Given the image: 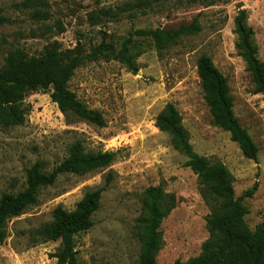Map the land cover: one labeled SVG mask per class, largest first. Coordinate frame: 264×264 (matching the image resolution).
<instances>
[{
  "label": "rangeland",
  "instance_id": "1",
  "mask_svg": "<svg viewBox=\"0 0 264 264\" xmlns=\"http://www.w3.org/2000/svg\"><path fill=\"white\" fill-rule=\"evenodd\" d=\"M126 0H0L7 21L0 25V65L8 50L20 47L38 56L49 44L58 49L81 45L85 52L104 38L117 43L136 29L177 28L197 16L200 30L182 36L158 51L150 38L134 35L130 50L137 70L114 59L85 61L74 71L68 88L89 108L100 111L102 126L65 117L48 90L29 91L19 125L0 123V196L25 186L35 163L50 171L79 140L88 152L113 151L106 167L83 174L60 175L43 187L37 202L9 219L0 241V264H57L52 257L59 241L40 242L33 232L52 219L58 206L72 210L87 190L105 185L93 225L74 236V249L83 264H138L140 242L136 218L148 186L161 185L176 198V206L162 220L158 264H173L196 256L208 237L210 207L202 198L196 174L175 149L170 135L155 126L163 106L178 109L193 150L222 162L233 175L234 196L246 208L251 230L264 223V95L255 91L246 64L235 50L234 17L245 9L254 31L258 57L264 61V0H216L212 5L170 4L147 10L135 18L106 19L91 24L88 13ZM35 8L46 18L33 16ZM211 57L227 78L233 111L258 147L256 159L243 155L229 132L214 124L196 71L201 54ZM252 190L250 195L247 191Z\"/></svg>",
  "mask_w": 264,
  "mask_h": 264
},
{
  "label": "trees",
  "instance_id": "2",
  "mask_svg": "<svg viewBox=\"0 0 264 264\" xmlns=\"http://www.w3.org/2000/svg\"><path fill=\"white\" fill-rule=\"evenodd\" d=\"M216 0H126L113 7H99L88 13L91 24L106 19L119 20L135 18L147 10L175 4L212 5ZM33 16L46 18L47 12L35 8ZM198 16V15H197ZM177 28L136 29L129 37L114 44L102 39L100 43L85 52L81 45L60 50L55 44L44 47L38 56H29L20 47L6 53L0 65V123L19 125L24 121L26 109L22 106L27 92L48 90L61 113L69 118L76 117L102 126L104 118L100 111L89 108L73 91L68 81L77 67L85 61L114 59L124 63L129 70L136 71V54L130 50L134 35L150 38L158 51L176 43L182 36L196 34L200 30L198 17ZM0 8V25L7 21ZM235 50L246 64L255 91L264 95V61L258 57L254 31L247 23L246 11L240 8L234 17ZM205 101L214 124L229 132L247 158L256 159L258 147L239 123L233 111V100L227 78L214 65L207 54H201L196 63ZM54 88L51 89L50 85ZM155 126L170 135L175 149L186 157L188 166L197 178L199 192L210 207L206 216L207 239L201 251L185 261L175 260L173 264H264V223L251 230L245 221L246 208L241 199L234 196L233 175L219 160L197 154L189 141V134L182 123V117L171 102L166 103L155 118ZM115 158L113 151L88 152L79 140L70 144L67 156L50 171H44L38 163L27 171L25 186L16 193L0 196V241L6 237V224L10 218L22 214L35 204L41 188L55 183L66 173L83 174L108 166ZM105 185L87 190L72 210L58 205L52 212V219L33 232V239L40 242L59 241V247L52 257L57 264H83L74 249V236L93 225V214L100 205ZM247 191V195L252 190ZM176 206L173 194L161 185L148 186L142 195L141 212L136 218V234L140 242L138 264H158L157 254L162 246V220ZM97 264H108L101 262Z\"/></svg>",
  "mask_w": 264,
  "mask_h": 264
},
{
  "label": "water",
  "instance_id": "3",
  "mask_svg": "<svg viewBox=\"0 0 264 264\" xmlns=\"http://www.w3.org/2000/svg\"><path fill=\"white\" fill-rule=\"evenodd\" d=\"M50 88H51V89H53V88H54L53 84H51V85H50Z\"/></svg>",
  "mask_w": 264,
  "mask_h": 264
}]
</instances>
